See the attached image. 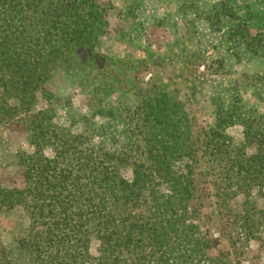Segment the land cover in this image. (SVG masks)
<instances>
[{
  "label": "rangeland",
  "instance_id": "1",
  "mask_svg": "<svg viewBox=\"0 0 264 264\" xmlns=\"http://www.w3.org/2000/svg\"><path fill=\"white\" fill-rule=\"evenodd\" d=\"M96 2L101 17L86 34L94 46L57 53L50 81L31 97L0 87V186L23 187L26 169L41 157L38 150L56 157L52 146L31 143L38 125L83 135V150L104 149L119 180L133 181L136 170H146L149 151L169 146L167 126L153 114L155 100L169 98L174 118L185 115L180 129L186 148L198 155L190 219L210 240L209 256L216 264H264V181L252 187L246 182L247 192L227 204L236 211L229 213L208 154L217 149L208 141L212 135L226 136L220 151L264 154V0ZM90 6L84 4L85 11ZM67 52L71 67L64 62ZM157 185L159 203L165 202L166 183ZM133 204L132 213L144 214L146 200ZM27 218L19 207L0 210L9 247Z\"/></svg>",
  "mask_w": 264,
  "mask_h": 264
},
{
  "label": "trees",
  "instance_id": "2",
  "mask_svg": "<svg viewBox=\"0 0 264 264\" xmlns=\"http://www.w3.org/2000/svg\"><path fill=\"white\" fill-rule=\"evenodd\" d=\"M98 10L96 0H0V87L26 98L44 90L57 53L96 44L86 34L94 31ZM64 62L71 67L68 52ZM176 111L169 98L155 100L153 114L167 126L169 146L149 151L146 170H136L133 181L119 180L104 149L83 150V135L36 126L41 133L32 132L31 143L52 146L56 157L38 150L41 157L26 169L23 187L0 186V210L19 207L28 217L14 247L0 232V264H216L208 253L210 240L198 235L190 219L196 208L192 163L198 155L186 148L180 129L185 115L175 119ZM224 139L212 135L208 141L217 149L208 154L218 172L221 205L235 213L229 201L247 192V183L264 181V154L248 158L240 148L236 154L220 151ZM180 162L182 169L176 167ZM161 181L168 191L159 203ZM142 199L147 204L138 217L131 206Z\"/></svg>",
  "mask_w": 264,
  "mask_h": 264
}]
</instances>
